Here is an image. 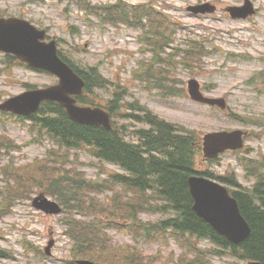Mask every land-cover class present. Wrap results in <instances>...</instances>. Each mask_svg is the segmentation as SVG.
Listing matches in <instances>:
<instances>
[{
  "label": "rangeland",
  "instance_id": "rangeland-1",
  "mask_svg": "<svg viewBox=\"0 0 264 264\" xmlns=\"http://www.w3.org/2000/svg\"><path fill=\"white\" fill-rule=\"evenodd\" d=\"M90 1L105 3L107 0ZM145 1L124 0L129 4ZM157 1L152 3L151 9L147 4L135 7L142 10L143 15L127 21L130 22L127 24L123 20L127 18L125 15L123 17L124 11L134 7L119 8L115 15L120 17L118 22H105L101 27L88 21V15L76 0H0V11L18 16L23 14L21 17L34 25L47 28L52 37L59 39V49L73 63L100 67L112 82L111 88L102 90L103 93L120 86L119 90L127 92L126 102L145 103L165 120L179 124L182 129L177 131L178 134L184 136L187 130L194 131L197 135L196 147L205 140L206 133L236 128L257 132L258 135L253 138H247V150L243 154L233 156L226 153L213 162L206 161L202 166L225 178L234 175L241 184L249 186L253 182L251 164L257 163L256 158L264 159V127L249 123L256 119L264 122V92L262 95L258 92V88L264 89V0H256L262 7V15L255 24L223 21L218 26H207L201 19H190L184 5L193 0ZM158 10L162 13H158ZM150 13H158L161 19L150 21ZM94 15L92 13V20ZM170 19L183 20L187 25L170 27L173 30L172 43L170 47H165L167 51L162 54L164 58L175 59V66L170 68L168 78L162 81L163 85L181 88L178 95L164 94V89L159 86L149 88V81H141L137 75L142 62L157 58L163 43L157 44L156 40L165 39L169 27L167 20ZM151 22L155 27L153 33L149 34L147 26ZM142 33L147 44L145 50L140 49L139 36ZM189 37L205 41L184 44ZM181 45L201 52L185 53L179 49V55H172L176 52L174 47ZM184 56L191 57L190 65L182 63ZM191 78H197L205 88L209 86L211 95L226 98L228 110L192 100L187 91ZM55 79L46 73L36 74L22 65L8 72L0 68V81L6 82L0 85V102L24 91L26 84L44 87ZM94 97L92 99L96 102H106L101 99L102 96L95 94ZM130 111L129 103H126L121 113ZM232 112L238 116L233 117ZM119 115L116 120L120 126L130 129L148 127L130 116ZM0 121V186L9 179L13 188V180L8 176L17 179L16 184H19L16 191L10 189L9 201L12 200V204L8 208L12 211L0 218V252L4 253L2 249L8 252L6 257L0 253V264H77L78 243L83 239L87 223L96 225L100 230L106 228L109 209L118 189L112 176L122 170L93 157L94 149L89 146L78 149L62 147L54 138L26 122L17 121L13 116L0 115ZM209 145L212 146V141H209ZM202 158L205 160L201 152L197 164ZM4 171H8L7 175ZM66 176L74 178L69 191L75 189L76 199H70L62 213L44 214L31 205L32 196L41 193L43 187H47L54 178L59 177L65 185L72 182ZM97 182L102 185L98 190L93 187ZM26 190L24 198L22 193ZM72 204L76 207H72ZM141 217L145 221L161 218L153 213H142ZM126 222L127 219H123L118 226L108 228L112 242L130 246L144 255L160 253L165 257L174 252L178 256L185 250L173 237L169 241L136 238L133 231H122ZM52 239L50 253L42 255L41 248H45ZM193 242L200 247L210 245L207 240L193 239ZM223 255L213 257L212 264H231L232 259L236 260L228 251ZM246 262L243 259L236 264Z\"/></svg>",
  "mask_w": 264,
  "mask_h": 264
},
{
  "label": "trees",
  "instance_id": "trees-1",
  "mask_svg": "<svg viewBox=\"0 0 264 264\" xmlns=\"http://www.w3.org/2000/svg\"><path fill=\"white\" fill-rule=\"evenodd\" d=\"M81 7L90 12H96L97 24L112 21L118 22L120 17H115L120 5L116 4H92L88 0H82ZM122 8H128L123 6ZM123 20L127 21L139 19L143 13L140 9H129L124 11ZM150 21L156 22L161 16L150 13ZM151 22L147 26L148 33L154 31L155 24ZM143 41H145L143 36ZM157 44L166 43V39H157ZM163 49V48H161ZM160 49V50H161ZM175 49L172 55H179ZM182 63L190 65L191 57L184 56ZM174 57L164 58L158 54L154 61H144L141 63L137 75L141 81L147 79L148 87L159 86L166 92L168 85H163V80L168 78L170 68L175 65ZM76 70L86 79V89L93 92L95 88H107L109 81L96 67H75ZM177 88L173 86L172 92ZM126 95L122 90L116 92L108 103V109L113 115V129L104 127H92L70 120L66 111L57 103L46 102L40 112L34 115L33 125L40 130H45L60 145L71 148L90 146L94 149L93 156L101 162H109L122 168L126 174H115L112 176L114 184L117 186L115 205L109 209V215L124 219L133 218L139 212H165L168 217L159 226L163 230H172L177 233L173 235L181 240L183 235L189 233L197 238L207 237L224 244L229 242L226 238L219 235L214 229L199 218L193 209V198L189 190L188 177L196 172V156L200 153L199 146H195L196 133L187 130V135L178 134L180 125H175L162 119L146 105L140 102L131 103L132 113L125 114L137 120L146 122L149 128L130 129L120 126L115 118L119 117V111L124 103ZM84 101L87 98H82ZM129 134L139 137L140 143L132 140ZM143 143L141 144V142ZM1 151V150H0ZM257 183L253 188L250 186H238L237 195L240 201L241 211L251 227L250 235L237 248V251L244 257L260 261L264 264V162L260 165L251 167ZM72 182L66 185L59 177L54 178L47 190L56 195L59 202L66 205L70 199L75 200V189L69 191L74 178L66 176ZM76 179V178H75ZM100 182L94 183L93 187L97 190L102 187ZM67 185L69 187H67ZM120 187V188H119ZM139 189V193L137 190ZM144 192H151L144 194ZM19 193V192H18ZM76 207L75 204L71 205ZM141 234L149 236H165V233H158L154 228L150 232L143 225L140 229ZM152 234V235H151ZM79 255L93 259L100 264H116L119 248L110 242L104 230L92 223L85 226L83 239L78 243ZM235 252V250H234ZM144 258V256H142ZM183 264L182 257L178 260ZM140 264V263H137Z\"/></svg>",
  "mask_w": 264,
  "mask_h": 264
},
{
  "label": "water",
  "instance_id": "water-1",
  "mask_svg": "<svg viewBox=\"0 0 264 264\" xmlns=\"http://www.w3.org/2000/svg\"><path fill=\"white\" fill-rule=\"evenodd\" d=\"M29 21L18 18L0 19V26L3 25L7 32H0V49L13 52L20 59L34 66H42L51 70L61 77V82L56 87L38 89L28 93L13 97L10 102H6L0 106L5 110H14L22 114H30L39 109L42 101L59 100L60 103L68 108L70 116L73 119H82L83 122L96 124L97 122L108 125L109 115L99 109H82L74 105L73 100H69L73 82L79 86L83 82L73 69L65 63L57 54L55 44H44L35 41L37 32L35 27H31L30 31L24 30L30 25ZM32 26V25H31ZM24 30V31H23ZM14 35H20L24 38L15 41ZM190 92L194 99L206 103H219L216 100L203 96L199 92V84L195 80L190 81ZM224 107V105H223ZM93 119V122H91ZM237 138L235 132H218L209 133L205 137L206 150L210 155H215L219 149L233 147V141ZM212 141V146L209 145ZM189 185L192 194L197 201L196 211L211 222L220 232L225 233L228 239L233 243L243 242L251 233V227L240 213L239 206L236 200L231 197L228 191H219L214 187H209L205 184V179L202 177H191ZM38 200V198H37ZM49 212H59L60 207L54 203L43 199ZM39 203H36V205ZM79 264H96L90 260H81ZM250 264H261L260 262H252Z\"/></svg>",
  "mask_w": 264,
  "mask_h": 264
},
{
  "label": "flooded vegetation",
  "instance_id": "flooded-vegetation-1",
  "mask_svg": "<svg viewBox=\"0 0 264 264\" xmlns=\"http://www.w3.org/2000/svg\"><path fill=\"white\" fill-rule=\"evenodd\" d=\"M146 1L150 5L152 3H155V0H146ZM203 2H209L213 5H215V7H217V9H218L219 16L217 18H215V13L212 14L211 12L201 14V15H196V16L204 17L205 20H209V21L217 24L218 20L220 22H223V21H226V22L232 21L233 22V21H235L234 17L230 13V7L233 5H241L243 3V0H226L224 2H222V0H200V1H197V4L203 3ZM256 7H257V12L254 15H251L246 19H240V20H242L244 22H251V21H254L255 19H257L260 12H261V9L257 6V4H256ZM189 14H192V13H189ZM193 15H195V14H193Z\"/></svg>",
  "mask_w": 264,
  "mask_h": 264
},
{
  "label": "bare ground",
  "instance_id": "bare-ground-1",
  "mask_svg": "<svg viewBox=\"0 0 264 264\" xmlns=\"http://www.w3.org/2000/svg\"><path fill=\"white\" fill-rule=\"evenodd\" d=\"M243 185V184H242ZM244 186V185H243Z\"/></svg>",
  "mask_w": 264,
  "mask_h": 264
}]
</instances>
